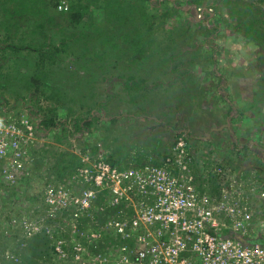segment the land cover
<instances>
[{"label": "rangeland", "instance_id": "obj_1", "mask_svg": "<svg viewBox=\"0 0 264 264\" xmlns=\"http://www.w3.org/2000/svg\"><path fill=\"white\" fill-rule=\"evenodd\" d=\"M62 1L0 0V264H121L135 207L79 170L179 174L181 136L198 187L250 211L221 233L264 242V0Z\"/></svg>", "mask_w": 264, "mask_h": 264}, {"label": "built area", "instance_id": "obj_2", "mask_svg": "<svg viewBox=\"0 0 264 264\" xmlns=\"http://www.w3.org/2000/svg\"><path fill=\"white\" fill-rule=\"evenodd\" d=\"M59 7L67 8L66 0ZM181 137L173 156L166 157L177 162L179 174L153 164L120 172L105 160L79 170L81 177L91 175L94 181L87 198L94 199L106 183L124 206L135 207L133 218L109 226L117 228L124 241L121 264H264V242L221 233L220 214L230 217L238 230L251 224L250 211L238 202L217 205L210 192L198 187L184 154L187 140ZM139 186L143 193L136 192ZM137 194L144 200L136 203ZM56 198L64 201L67 196L52 191L50 200Z\"/></svg>", "mask_w": 264, "mask_h": 264}, {"label": "trees", "instance_id": "obj_3", "mask_svg": "<svg viewBox=\"0 0 264 264\" xmlns=\"http://www.w3.org/2000/svg\"><path fill=\"white\" fill-rule=\"evenodd\" d=\"M61 0H58V2H60ZM58 2H56L54 5L55 6H58ZM78 5L80 6L77 10H75V13H73V16H79V15H81L82 13H83V11H82V7L85 9V12H88V11H90V3H82V4H80V2L78 1ZM142 9V8H141ZM81 11H82V13H81ZM251 26H250V30H251ZM253 28H255V27H253ZM264 30V27H263V29L261 30H259V31H261L258 35H256L255 37H254V39H257V40H259V41H261L260 39V37L262 36L263 37V31ZM4 35H6L5 36V41H7L8 42V39H9V36H8V34H4ZM253 35V33H251L250 34V36H252ZM260 38V39H259ZM153 44V41H150V42H146L145 43V45H144V47L147 45V44ZM260 44V43H259ZM262 44V43H261ZM30 46V45H29ZM34 47V46H33ZM44 49H45V47H44ZM43 54H45V56H46V58H49V57H53V56H55V49H53L52 47H49V48H47V50H46V52H43ZM49 56V57H48ZM50 59V58H49ZM219 88H220V91L221 90H224V95L226 94V91H227V93H228V89H227V87H226V85H224V86H221V85H219ZM222 88V89H221ZM44 120V119H43ZM42 120V121H43ZM48 122H53L52 121V119L51 120H48ZM44 123H46V124H48L47 122H44ZM51 125H55V123H52ZM50 125V126H51ZM49 129V128H48ZM186 130H183L180 134H186V135H188V137L189 136H191L189 133H186L185 132ZM176 143H177V139L174 141V143H173V145L175 146L176 145ZM170 154H173V153H170ZM111 157H113V158H115V159H111L110 158V162H113V163H117L118 162V159L116 158V157H114V154H112L111 153V155H110Z\"/></svg>", "mask_w": 264, "mask_h": 264}, {"label": "crops", "instance_id": "obj_4", "mask_svg": "<svg viewBox=\"0 0 264 264\" xmlns=\"http://www.w3.org/2000/svg\"><path fill=\"white\" fill-rule=\"evenodd\" d=\"M225 191H220L219 194H223ZM223 196H225V194H223ZM236 200V197L235 196H232V201Z\"/></svg>", "mask_w": 264, "mask_h": 264}]
</instances>
